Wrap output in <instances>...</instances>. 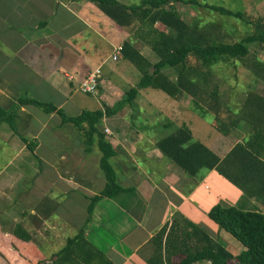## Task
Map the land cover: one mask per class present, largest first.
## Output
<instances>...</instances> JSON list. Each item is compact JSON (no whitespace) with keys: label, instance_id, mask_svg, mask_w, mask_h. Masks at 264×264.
Returning <instances> with one entry per match:
<instances>
[{"label":"crops","instance_id":"0c3cea01","mask_svg":"<svg viewBox=\"0 0 264 264\" xmlns=\"http://www.w3.org/2000/svg\"><path fill=\"white\" fill-rule=\"evenodd\" d=\"M132 27L117 26L95 5L81 0H0V109L11 111L22 96L50 103L67 117H71L68 107L79 115L78 86L98 66L103 73L97 110L113 107L137 84L131 75L141 77L122 56L123 70H104L113 48L132 41L149 65L158 61ZM155 27L166 33L164 27ZM164 74L175 78L172 70ZM214 86L210 84L211 91ZM233 87L222 94L216 86L217 97L210 101L217 106L214 109L182 91L168 96L139 90L131 108L102 120L101 129L112 133L110 143L117 152L110 158L116 182L131 191L96 202L84 232L87 245H74V253L63 259L59 253L85 223V197L98 195L105 185L98 164L91 163H98L100 154L95 147L86 152L76 132L60 133L56 114L47 116L32 106L19 108L15 131H0L2 144L15 152L0 170V264H147L155 249L153 237L162 228L167 234L172 225L191 231L186 221L207 229L232 255L243 251L207 213L225 203L264 214V200L248 197L215 170L188 178L156 148L160 139L182 126L220 160L243 145L257 115L246 106L252 89L245 90L240 101ZM200 107L208 113L205 118L198 114ZM261 120L264 124L263 114ZM24 181L28 184L22 188ZM16 190L22 199L15 197ZM16 225L26 231L29 241L12 234ZM178 261L177 256L171 258L174 264Z\"/></svg>","mask_w":264,"mask_h":264},{"label":"trees","instance_id":"16d2710c","mask_svg":"<svg viewBox=\"0 0 264 264\" xmlns=\"http://www.w3.org/2000/svg\"><path fill=\"white\" fill-rule=\"evenodd\" d=\"M81 1L95 5L121 28L128 29L133 26L145 45L157 56L158 61L149 65L135 50L132 41L124 42L121 56L141 73V77L138 83L129 88L123 98L111 108L102 106L95 111H82L76 117H67L62 110H57L50 103L21 96L11 111L5 113L0 109V123H6L12 129L15 128L16 113L23 106L37 108L47 116L56 114L61 125H70L74 128L86 152L95 147L100 154L98 165L104 175L105 185L98 195L85 197L88 200L85 207L87 214L85 223L75 238L67 240L66 247L58 256L62 259L68 253H74V245H87L84 232L91 221L96 202L131 191L130 188H123L116 182L110 158L117 152L101 129L102 120L118 114L124 108H131L138 91L143 89L157 90L168 96H174L182 91L192 99L202 102L203 107L207 105L208 109H214L217 106L210 101H215L217 88L214 86L213 91L210 89L209 78L212 69L220 64L235 65L238 61L242 62L249 54V45L259 44L264 47V23L253 24L254 32L239 42L231 44L216 42L209 31L201 27L197 19L191 22L182 19L174 4L197 5L219 15L251 24L245 20L244 12L202 5L195 0H142L138 6H127L117 0ZM156 25L164 27L166 33L156 29ZM253 68L256 78L264 82L263 63L255 60ZM165 70H172L174 80L164 74ZM246 106L250 107L252 115H257L249 123L252 133L243 145H236L222 160L204 145L194 141L185 126L160 139L156 143V148L168 161L180 167L188 178H195L200 171L215 170L248 197L264 200V124L261 120V115H264V96L252 89L248 92ZM203 107L199 108L198 114L205 118L208 113ZM218 130L225 135L221 129ZM207 217L244 250L234 256L224 245L211 237L207 229L186 221L185 224L191 231H179L178 228L175 230V226L172 225L167 234L166 228H162L153 237L155 249L147 264H174L171 262L173 256L179 258L176 264H195L204 261L209 264H230L232 261H235V264H264L263 213L256 210L243 211L235 206L219 203L208 211ZM12 234L22 241L30 240V236L19 225L14 227ZM164 235L166 237L163 244Z\"/></svg>","mask_w":264,"mask_h":264},{"label":"rangeland","instance_id":"374dc122","mask_svg":"<svg viewBox=\"0 0 264 264\" xmlns=\"http://www.w3.org/2000/svg\"><path fill=\"white\" fill-rule=\"evenodd\" d=\"M141 1L142 0H122V4L127 6H138L140 5ZM195 1H197L199 4L202 5L207 4V5L223 7L227 10H231L234 12H241V13L244 12L245 20L247 19L248 21L251 22V24H247L242 20H238L228 16H222L210 10L203 9L197 5L192 6V5H184L180 3L174 4V8L178 11V13H180L181 17L185 21L188 20L187 22H191L193 19H197V21L201 24V27L209 31L212 38L216 42H223L230 44L239 42L243 40L248 34L254 32L253 24H256L258 22L264 23V0H195ZM255 60H259L260 63H263L264 65V47L262 45L259 44L249 45V54L246 57V59H244L242 62L238 61L236 62L235 65L220 64L214 67L212 69L213 70L212 74L210 75L209 78L210 83L213 86L214 85L217 86L219 88V93L222 94L227 93L228 86L230 85L234 86L233 89L238 96V98L236 99H239L240 101L243 99L245 90L246 91L249 89L260 90L258 92L264 95V82H261L260 78L257 79L254 72L252 71L254 69L253 63ZM123 65H126V62L120 58L119 61L110 62L106 64L103 68L105 71L112 70L114 68H118L121 71L123 70L121 69ZM131 77L133 78V80L139 81L140 79V77L136 75H131ZM105 78L110 81L113 80L111 79L109 74H106ZM223 96L226 97V95ZM78 99L80 101V105H81L80 107L82 108V111L97 110L98 100L94 96L79 94L77 95L75 101L78 102ZM66 114L71 117H76L78 115V112L75 110V108L70 109L68 107V110H66ZM16 128L17 126H15L14 129L9 128V126L5 123L1 125L0 131H6L7 129L8 132L11 133V131L12 132L15 131ZM68 131L75 132L74 128L71 127L70 125H62V128L60 129V133L67 134ZM43 135L47 137L49 133L44 132ZM13 153L15 152L9 149V147H7L6 144H2V141L0 140V170L4 168L7 163L10 162V160L13 157ZM91 163L94 165L98 164L95 161H92ZM11 170L12 168L8 169V172H11ZM99 173L102 179H104V175L100 169L98 174ZM34 175L35 174H33V177ZM29 177L31 176L29 175ZM27 184H28L27 181H24V183L21 185L22 188L24 186H27ZM18 192L19 190L15 191L16 193L15 197L22 199L21 197L18 196ZM29 196L32 200L35 201L37 200L35 195L30 194ZM80 204L82 205V203ZM80 204L78 205L81 206ZM87 204H88L87 202L83 203L85 207L87 206ZM19 209L22 210V207L20 208L19 206ZM220 232L224 234V236H226V238L229 239L231 242H234L237 245H239L229 234H227L222 230H220ZM230 264H235V261H232Z\"/></svg>","mask_w":264,"mask_h":264},{"label":"built area","instance_id":"2783aa9c","mask_svg":"<svg viewBox=\"0 0 264 264\" xmlns=\"http://www.w3.org/2000/svg\"><path fill=\"white\" fill-rule=\"evenodd\" d=\"M122 45L113 48L112 55L109 57L111 62H116L121 56ZM102 82V66H98L92 72H90L84 80L79 84L78 91L83 95L94 96L98 95L99 88ZM103 133L106 139L110 141L112 133L108 129L103 128Z\"/></svg>","mask_w":264,"mask_h":264}]
</instances>
